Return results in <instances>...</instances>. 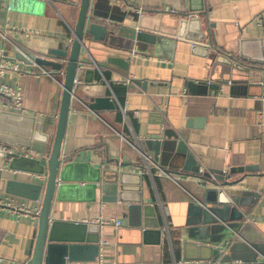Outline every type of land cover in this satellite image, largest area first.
I'll use <instances>...</instances> for the list:
<instances>
[{
    "label": "crops",
    "instance_id": "0c3cea01",
    "mask_svg": "<svg viewBox=\"0 0 264 264\" xmlns=\"http://www.w3.org/2000/svg\"><path fill=\"white\" fill-rule=\"evenodd\" d=\"M36 1L45 3L43 15L35 14L37 6L19 1L11 10V0H0V31H7L9 37L4 42L0 36V48L5 47L7 58L18 67L17 72L1 75L0 84L20 89L23 108L15 110L8 102L0 105V151L17 153L19 159L41 160L44 154L32 145L37 149L51 146L63 86L38 73V65L23 50L65 65L67 59L49 52L70 46L81 0ZM109 2L122 11L160 17L152 23L165 28L178 23L170 16L173 9L189 5V0ZM192 3L194 8L204 5L210 10L209 24L214 28L203 24V32L207 34L210 28L215 33L218 48L229 44L235 56L242 51L246 58L243 69L217 66L210 39L198 43L166 34L156 45L150 40L155 34L150 30L128 52V76L101 63L104 55L99 49L107 47L101 43L90 45L91 60L82 61L78 69L62 158L88 164L100 182L95 192L86 189L85 182L78 184L82 189L63 192L62 200L54 203L52 219L96 226L91 236L99 239V254L93 262L81 259L72 264L256 263L238 259L252 260L255 251L233 254L227 249L233 241L220 219L219 235L197 233L206 225L207 208L214 207L205 204L201 180L182 170L184 156L174 152L163 160L160 153L155 162L146 145L149 139L164 138L158 132L171 130L186 143L202 172L227 175L233 167L254 166L252 172L229 175L225 180L238 184L226 192L240 198V210L254 227V235L264 240V0ZM99 10L106 12L107 8L103 5ZM115 14L121 17L120 12ZM97 23L140 30L129 16L124 25L101 17ZM194 32L192 36H198ZM14 50L26 60L17 59ZM44 68L62 80L59 71ZM119 88L125 90L122 96L116 93ZM98 99H109L115 109L103 104L92 110ZM142 154L166 173L176 174L177 182L160 176L156 167L149 171ZM14 160L0 156V198H12L31 211L41 210V202L32 199L35 192L30 186L42 185L45 176L30 172L34 166L26 162L11 168ZM36 220L34 215L0 208V264H29ZM100 221L121 225H101ZM84 254L80 256L89 252ZM263 260L259 255L257 262Z\"/></svg>",
    "mask_w": 264,
    "mask_h": 264
},
{
    "label": "water",
    "instance_id": "95a60500",
    "mask_svg": "<svg viewBox=\"0 0 264 264\" xmlns=\"http://www.w3.org/2000/svg\"><path fill=\"white\" fill-rule=\"evenodd\" d=\"M22 1L33 6H37V13L43 15L45 3L36 0H11L10 9L15 10V5ZM94 1V8L92 3ZM193 0H189L188 7L173 9L170 16H175L178 20L177 25L170 28H165L159 23H152L155 19L149 14L140 16L137 12L129 10H121L119 6L111 5L109 0H81L79 4V14L74 30V38L66 49L52 50L49 53L67 59L65 65L60 62H55L46 58L36 57L25 50L35 64L41 67L52 68L55 71H64L63 91L61 96L60 110L57 119L56 131L50 147L37 149L32 145V149L44 154L41 160H33L29 158L19 159L20 155L7 154L0 151V156L3 158H14L11 168L15 163L26 162L32 164L34 168L30 172L38 175H44L45 180L42 185H32L33 200L41 202L40 214L35 222L37 234L33 244V253L29 264H72L83 259L87 262L95 261L99 254V239L91 236L96 226L80 224L79 222H58L52 219V210L55 201H61L63 192L72 191L73 189H82L81 182L86 189L95 192L100 182L99 175L93 176L92 168L88 164H83L75 161H66L62 158L63 142L66 135L69 113L71 110L74 89L76 86V77L78 69L82 61H90V45L92 43H101L107 46L99 49L103 56L101 63L111 66L119 70L124 76L129 75L130 52L135 42L141 43L146 37L145 30L153 31L150 40L152 44L159 45L166 34L179 35L185 39L202 42L204 39H210V44L215 50V62L217 66H224L227 70L243 69V62H246L242 51L238 56H235V51L229 50L231 45L218 48L215 33L210 31L214 28V24H209V14L204 5L200 8L193 7ZM105 5L106 12H100V8ZM92 11V12H91ZM120 12L121 17L116 16V12ZM127 16L132 18V22L137 24L140 30H127L125 28H112L110 25L97 23L98 18L104 21L116 22L119 25H124ZM159 16V15H158ZM158 17L155 20H159ZM203 24L210 27L206 33L203 32ZM193 31L198 36H192ZM126 34H123V33ZM117 49V50H116ZM15 51V50H14ZM16 53V51H15ZM212 55V54H211ZM15 57L20 60L26 58L16 53ZM32 62H29L31 64ZM87 74L89 72H86ZM103 104L106 108L115 109V105L109 99H98L96 104L91 106V109L96 111L101 109ZM105 108V107H104ZM164 137L163 139H149L146 141L148 149L153 153L155 162H159L160 153L163 160H169L173 153L185 157V163L182 167L183 171L191 172L201 180V186L205 188V204H213L212 208H207L204 219L206 225L197 230L200 235L212 234L219 235V219L226 225L225 227L230 232V239L233 243L230 244V252L255 251L252 260L238 258L246 262H257V258L264 257V240L259 236L254 235V227L247 221L245 214L240 210L241 200L239 197L229 195L226 189L232 187L237 182H228L229 175L246 174L256 170L254 166H239L229 170V174H221L219 172H202L201 166L197 162L194 154L189 150L186 143L180 139L179 135L171 130H164L157 133ZM162 160V161H163ZM98 173V172H96ZM3 187V182L1 183ZM8 192H10L8 190ZM11 193V192H10ZM218 219V220H217ZM213 225V226H212ZM64 234V235H62ZM64 236V237H63ZM241 241L236 242L235 240ZM208 240V239H207ZM88 250V251H87ZM89 252L88 256L84 253ZM218 251H214L217 255Z\"/></svg>",
    "mask_w": 264,
    "mask_h": 264
},
{
    "label": "built area",
    "instance_id": "2783aa9c",
    "mask_svg": "<svg viewBox=\"0 0 264 264\" xmlns=\"http://www.w3.org/2000/svg\"><path fill=\"white\" fill-rule=\"evenodd\" d=\"M26 34H29V33L26 32ZM0 36L2 37L4 42L9 41L7 31H0ZM37 69H38V73L52 78L53 80L59 82L61 84V86H63V77H64V71L63 70L59 71L60 76L62 77V80H58L57 77H55L53 73L46 70L44 67L38 66ZM17 71H18V67L13 62L9 61V59L7 58V56L5 54V47L2 46L0 48V76L6 72H17ZM77 82L78 81H77V77H76V83ZM4 102H8L10 104V106H12L15 110L21 111L23 108H22V104H21L20 89L18 87H12V86H8L5 84H0V105H2ZM142 156L146 162V167L149 171L151 170L152 166L156 167L159 171L160 176H167V177L173 179L175 182H177L176 178L174 177V175H176V174L166 173L162 168L157 166L149 156H146L144 154H142ZM0 208H5V209H8L12 212H16L18 214H21V215H34V216L38 217V215L40 214V209L37 211H31L29 209L24 208L16 200H14L12 198H0ZM112 223H115V225H117V226L121 225V222L100 221L101 225H108V224H112ZM99 264H102V262H99ZM140 264H155V263L154 262H145V263H140ZM180 264H188V262H181ZM238 264H247V263L239 262ZM253 264H264V260L253 263Z\"/></svg>",
    "mask_w": 264,
    "mask_h": 264
},
{
    "label": "trees",
    "instance_id": "16d2710c",
    "mask_svg": "<svg viewBox=\"0 0 264 264\" xmlns=\"http://www.w3.org/2000/svg\"><path fill=\"white\" fill-rule=\"evenodd\" d=\"M116 93H117V95H123V94H125V90L124 89H122V88H119V89H117L116 90Z\"/></svg>",
    "mask_w": 264,
    "mask_h": 264
}]
</instances>
